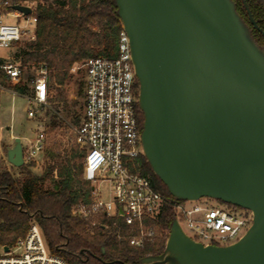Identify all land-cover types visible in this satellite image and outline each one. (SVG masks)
<instances>
[{
    "label": "water",
    "instance_id": "1",
    "mask_svg": "<svg viewBox=\"0 0 264 264\" xmlns=\"http://www.w3.org/2000/svg\"><path fill=\"white\" fill-rule=\"evenodd\" d=\"M116 5L139 85L142 151L153 172L177 201L207 197L252 213L247 232L227 245L193 239L175 217L163 252L139 264H264V46L232 0ZM7 160L25 164L21 137Z\"/></svg>",
    "mask_w": 264,
    "mask_h": 264
},
{
    "label": "built area",
    "instance_id": "2",
    "mask_svg": "<svg viewBox=\"0 0 264 264\" xmlns=\"http://www.w3.org/2000/svg\"><path fill=\"white\" fill-rule=\"evenodd\" d=\"M24 5L32 9L30 14L14 8ZM38 18L33 3L20 4L12 0H0V47H11L28 39H36ZM85 70L84 112L82 122L75 127L76 143L84 151V178L92 185L91 199L73 207L75 217L94 227L110 225L100 218H115L127 227L118 238L131 246L143 248L154 241L156 227L153 223L162 209L170 204L184 228L186 224L194 237L204 244H225L238 241L252 224V213L238 207H209L200 200L177 201L155 189L149 177L135 170L136 160L143 155L141 123L138 117L139 86L132 62L129 36L122 29L115 57L98 56L84 64L74 66ZM10 80L19 81L23 70L20 63H0ZM49 72L42 67L32 83L33 93L28 97L30 118L38 117V109L49 104L51 88ZM33 138H26L23 158L26 165L37 161L45 150L46 133L43 124L34 131ZM108 185V197L104 198L103 186ZM98 218V219H97ZM185 230V228H184ZM186 231V230H185ZM187 232V231H186ZM220 245V244H218ZM4 250V247H3ZM0 264H70L63 257L53 254L43 230L32 222L27 234L20 237L9 251L0 254Z\"/></svg>",
    "mask_w": 264,
    "mask_h": 264
},
{
    "label": "trees",
    "instance_id": "3",
    "mask_svg": "<svg viewBox=\"0 0 264 264\" xmlns=\"http://www.w3.org/2000/svg\"><path fill=\"white\" fill-rule=\"evenodd\" d=\"M34 1L38 18L36 39L18 44L15 56L22 70L25 67H46L54 84L60 87L73 77L71 70L75 65L98 56L117 55L123 27L116 0ZM250 6L253 17L264 31V9L256 0L251 1ZM238 12L262 46L264 34L251 24L245 9ZM34 80L30 75L28 81ZM84 84L80 82L81 94H84ZM0 88L20 96L33 93L27 83L21 80L12 83L3 71H0ZM137 108L143 127V112L139 106ZM55 120L53 116L52 129L56 128ZM74 122L80 125L82 118L76 116ZM46 155L42 174H35L30 169L34 163L19 167V176L8 169L0 170L1 246L15 245L20 237L27 234L31 223L37 222L50 251L70 264H139L143 257L163 252L176 215L172 205H166L153 221L157 233L154 241L143 248L131 246L118 238V228L113 227L115 222H119L121 232L126 233L127 227L120 220L100 218L111 226L105 229L103 225L92 227L72 213L76 204L91 199L92 185L84 178V151L75 147L70 156H63L50 148ZM135 170L149 177L156 190L170 199L174 198L153 172L144 154L136 160ZM114 259L122 263H112Z\"/></svg>",
    "mask_w": 264,
    "mask_h": 264
},
{
    "label": "rangeland",
    "instance_id": "4",
    "mask_svg": "<svg viewBox=\"0 0 264 264\" xmlns=\"http://www.w3.org/2000/svg\"><path fill=\"white\" fill-rule=\"evenodd\" d=\"M20 4L33 3L36 6L34 0H12ZM28 41L23 39L22 41L14 44L11 47H0V63L6 61L17 62L15 59L18 52V44ZM19 63V62H17ZM77 64L76 66H79ZM40 69L35 68H23V73L20 78L21 81L27 83L29 88L32 89V83L29 82V76L34 78L39 76ZM73 77L63 86H57L54 84L53 79L48 76L50 82V99L49 104L43 109H38V117L30 118L28 116V108L32 105L28 102L29 95L26 96H14V92L9 89L0 88V170L10 169L15 176L20 175V170L13 166L7 160V150L12 147L16 137L22 138V144H26V138H33L35 136V129L39 124L44 125L46 133L45 150L40 153L37 161L30 167L35 174H42L43 169L46 166L47 150L52 148L63 156H70L72 150L75 147H80L76 143L75 137V124L74 119L76 116L83 117L84 112V94L79 92L80 82H85V70L76 68L71 70ZM19 80V81H20ZM12 83L18 81L10 80ZM85 86L83 85V88ZM84 92V89H83ZM56 118V128H51L52 117ZM104 198L108 197V185L103 186ZM201 201L206 203L209 207H235L234 205H227L226 203L212 198H202ZM245 210L244 208L239 207ZM247 210V209H246ZM98 219V218H97ZM188 234L194 237V233L186 224H183ZM220 245L225 243L219 239L214 240ZM4 252L3 246L0 245V254Z\"/></svg>",
    "mask_w": 264,
    "mask_h": 264
},
{
    "label": "flooded vegetation",
    "instance_id": "5",
    "mask_svg": "<svg viewBox=\"0 0 264 264\" xmlns=\"http://www.w3.org/2000/svg\"><path fill=\"white\" fill-rule=\"evenodd\" d=\"M232 1H234V3H235V5H236V9H237V11H242L243 9H245L246 11H247V7H249V9H250V11H251V13H252V9H251V6H250V2L251 1H253V0H245L246 1V3H247V5L244 3V0H232ZM256 2L258 3V5H261V7L264 9V5H263V3H262V0H256ZM247 14H248V12H247ZM242 17V16H241ZM252 17H253V14H252ZM243 19H244V17H242ZM248 18H249V20H250V17H249V14H248ZM254 18V17H253ZM255 19V18H254ZM245 20V19H244ZM256 21V20H255ZM245 22H246V20H245ZM250 22H251V20H250ZM257 22V21H256ZM247 23V22H246ZM248 24V23H247ZM251 24H252V22H251ZM257 24H258V22H257ZM253 25V24H252ZM254 26V25H253ZM262 46H264V44L262 45Z\"/></svg>",
    "mask_w": 264,
    "mask_h": 264
},
{
    "label": "crops",
    "instance_id": "6",
    "mask_svg": "<svg viewBox=\"0 0 264 264\" xmlns=\"http://www.w3.org/2000/svg\"><path fill=\"white\" fill-rule=\"evenodd\" d=\"M14 94V96H17V94L16 93H13ZM20 96V95H19ZM0 129H2V127L0 128ZM8 170H10V169H8ZM11 171V170H10ZM3 247H5V246H3Z\"/></svg>",
    "mask_w": 264,
    "mask_h": 264
}]
</instances>
